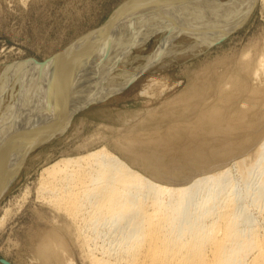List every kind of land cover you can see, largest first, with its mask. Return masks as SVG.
I'll return each mask as SVG.
<instances>
[{
  "label": "bare ground",
  "instance_id": "1",
  "mask_svg": "<svg viewBox=\"0 0 264 264\" xmlns=\"http://www.w3.org/2000/svg\"><path fill=\"white\" fill-rule=\"evenodd\" d=\"M146 1L109 28L106 23L66 59L37 64L41 80L33 78L30 61L19 64L18 78L16 66L5 74L0 194L14 176L20 150L39 137L43 145L77 111L120 94L142 75L204 53L243 24L257 0ZM262 48L216 60L211 75L197 71L194 85L177 97L184 104L179 113L162 114L173 121L137 139L179 153L184 165L165 169L156 150L143 155L123 147L164 182L103 145L45 167L38 194L63 217L39 230L31 247L37 264H264ZM147 90L145 85L142 92ZM229 158L234 163L221 166ZM202 160L206 168L199 166Z\"/></svg>",
  "mask_w": 264,
  "mask_h": 264
},
{
  "label": "rangeland",
  "instance_id": "2",
  "mask_svg": "<svg viewBox=\"0 0 264 264\" xmlns=\"http://www.w3.org/2000/svg\"><path fill=\"white\" fill-rule=\"evenodd\" d=\"M131 1L138 0H0V95L9 89L5 74L14 69L17 73L22 62L34 59L40 64H55L59 59H66L70 53L88 44L87 40L95 37L106 23L109 28L119 15L139 11L147 2L141 0L136 7L130 8ZM261 1L264 2L256 1L243 24L204 53L166 72L142 75L120 94L105 97L103 101L90 103L77 111L56 137L17 153L19 160L11 168L14 176L0 194V264H3L2 260L11 264H37L31 247L38 240L39 230L57 226L62 221L63 216L50 210L53 208L38 194L40 174L51 163L66 157H79L103 145L133 169L156 180L162 177H158L151 167L147 169L145 159L135 161L136 157L127 151L129 148L133 146V151L143 155L156 150L165 169H172L176 163L185 164L186 159H182L179 153L137 139L142 140L151 131L158 134L173 121V116L164 119L162 114L179 113L184 104L181 105L177 97L194 85L196 73L205 68L211 75L213 72L209 67L216 60L236 58L242 51L251 54L256 47L258 50L263 47L260 50L264 51V3ZM31 66L36 76L37 64ZM35 76L33 78L42 79L41 75ZM145 85L148 90L142 92ZM175 119L178 121V117ZM156 124L162 128L156 129ZM127 146L129 148L123 150ZM234 161V158L226 159L221 166H231ZM199 166L207 167L204 160ZM174 174L177 178L181 175Z\"/></svg>",
  "mask_w": 264,
  "mask_h": 264
},
{
  "label": "water",
  "instance_id": "3",
  "mask_svg": "<svg viewBox=\"0 0 264 264\" xmlns=\"http://www.w3.org/2000/svg\"><path fill=\"white\" fill-rule=\"evenodd\" d=\"M29 61H30L31 63H34V64H40L39 62H37V61L34 60V59H30ZM40 141H41V137H39V138L37 139V141L32 145V147H31L30 149H33L34 147H36L37 144H38ZM2 263H3V264H11V263H9V262H7V261H5V260H2Z\"/></svg>",
  "mask_w": 264,
  "mask_h": 264
}]
</instances>
